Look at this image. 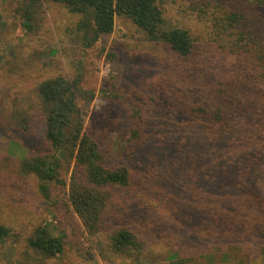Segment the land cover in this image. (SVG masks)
Returning <instances> with one entry per match:
<instances>
[{"label": "rangeland", "instance_id": "374dc122", "mask_svg": "<svg viewBox=\"0 0 264 264\" xmlns=\"http://www.w3.org/2000/svg\"><path fill=\"white\" fill-rule=\"evenodd\" d=\"M29 1L0 0V224L12 233L0 246V264H189L193 259L199 264H264V236L241 239V244L209 240L182 229L176 214L197 196L207 145L222 147L210 137L205 120L178 106L190 101L186 93L193 89L184 90V81L201 80L210 62L222 69L221 75L209 73L214 87L229 88L240 74L239 47L245 43L240 38L245 34L226 36L219 21L230 7L221 0H155L164 30L184 29L191 37V54L183 58L121 17L114 19L110 33L86 45L77 29L81 17L52 0H36L27 28L20 8ZM76 75L83 91L77 103L84 128L99 147L101 165L130 172L127 187L111 188L96 235L68 207L69 179L73 173L82 176L73 162L62 164L65 185L52 184L48 200L39 195L37 180L18 169L24 156L52 152L44 139L37 86ZM19 113L29 118L30 132L14 127ZM139 125L142 134L131 139V128ZM227 197L224 205L231 202ZM43 224H50L64 244L63 253L50 260L27 245ZM121 228L141 245L131 257L110 250L109 236Z\"/></svg>", "mask_w": 264, "mask_h": 264}, {"label": "trees", "instance_id": "16d2710c", "mask_svg": "<svg viewBox=\"0 0 264 264\" xmlns=\"http://www.w3.org/2000/svg\"><path fill=\"white\" fill-rule=\"evenodd\" d=\"M52 1L81 17L77 29L83 32V39L88 40L86 45L110 33L114 19L121 17L142 30L149 40L167 45L177 56L188 58L191 54L192 40L188 31L164 30L163 13L155 0ZM221 1L230 7L219 18L223 33L226 36L239 33V37L245 34L240 38L245 39L239 47L243 50L239 58L240 74L235 75L229 88L221 84L214 87L209 83V73L212 70L221 75L222 69L221 65L210 62L203 68L206 76L201 80L184 81V90L190 86L193 89L186 93L190 101H183L178 107L183 113L205 120L210 137L219 140L222 147L212 146V142L207 145L205 175L197 196H192L188 207L177 208L176 214L180 218L179 226L186 231L209 240H233L241 244V239L264 236V0ZM35 2L30 0L20 8L23 25L27 28L31 27L29 24L36 13ZM240 39L238 42L242 43ZM220 80L221 76L217 82ZM36 90L43 115L44 139L52 152L24 156L18 165L19 173L34 177L39 195L48 200L52 184L65 185L60 177L62 164L73 162L81 169L82 176L73 173L69 179L68 207L89 234L96 235L111 188L127 187L130 172L124 167L108 170L101 165L99 147L85 130L84 112L77 103V97L83 94L80 75L73 79L63 76L47 79ZM91 98L89 94L87 99ZM188 105L193 107L188 108ZM13 122L15 126H12L17 129L31 131L26 114L19 113ZM141 134L140 125L131 128V139ZM228 195L231 202L224 205ZM53 229L50 224L40 225L27 239L28 247L43 260L63 253V239ZM11 236V230L0 224V246ZM109 241L110 250L117 256L131 257L141 249L135 235L125 228L113 232ZM240 247L238 249L244 252L243 246ZM199 263L202 262L194 259L189 262ZM177 264L186 263L178 261Z\"/></svg>", "mask_w": 264, "mask_h": 264}]
</instances>
